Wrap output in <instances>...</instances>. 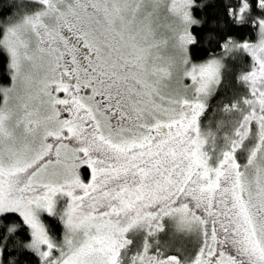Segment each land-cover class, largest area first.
Segmentation results:
<instances>
[{"label":"rangeland","instance_id":"374dc122","mask_svg":"<svg viewBox=\"0 0 264 264\" xmlns=\"http://www.w3.org/2000/svg\"><path fill=\"white\" fill-rule=\"evenodd\" d=\"M32 1L0 26L10 68L9 83L0 84V214H20L41 263L118 264L121 249L135 243L167 255L143 249L122 264H264V49L253 50L249 81L257 90L240 126L228 146L209 153L198 118L219 84L224 54L189 59L193 0ZM65 34L104 52L127 122L163 125L165 139L108 143L128 155L109 169L94 164L74 132L92 127L95 139L98 116L85 119L90 108L79 83L57 94L69 78L70 51L59 47ZM222 120L226 127L231 118ZM156 157L153 167L137 169ZM209 176L219 191L214 203ZM46 216L60 218L58 237ZM168 218L190 219L197 229L172 228ZM197 246L192 259L170 253L189 256Z\"/></svg>","mask_w":264,"mask_h":264},{"label":"trees","instance_id":"16d2710c","mask_svg":"<svg viewBox=\"0 0 264 264\" xmlns=\"http://www.w3.org/2000/svg\"><path fill=\"white\" fill-rule=\"evenodd\" d=\"M32 4H35L32 0H0V26L15 11L32 7ZM191 15L197 22L190 26L192 41L188 46L189 59L201 62L221 57L224 54V70L219 84L209 98L205 110L198 118L200 138L203 140L202 146H210L208 152L216 153L223 145L230 144L229 139L237 126H240V118L246 111V104L256 95L257 89L252 90L256 87L250 86L249 79L256 63L253 50L261 47L264 49V0H193ZM9 81L8 56L0 45V84L5 85ZM229 117L231 121L224 127L222 118ZM83 178H86L84 173ZM209 181L208 201L211 200L214 203L219 191L217 192L211 187L213 183L210 176L207 178V183ZM177 195L178 193L171 195L173 200L168 204L176 201ZM174 215L179 216V213ZM169 220L170 218L166 223L175 229H182L189 225H191L190 229H197V223L190 219L182 221L180 219L177 222L175 218L172 223ZM44 221L50 234L58 237L61 231L60 218L46 216ZM29 237V228L20 214L14 211L1 213V264H42L39 256L27 246ZM198 247H194L189 256L182 255L179 250H171L170 253H176L182 259H192L198 252ZM143 249L151 256L153 253L157 256L161 255L159 251L150 250L149 245L142 244L140 247H136L133 243L121 249L119 258L122 257L121 261H125L126 256L128 258L130 255L129 260H131L134 254L141 253ZM123 262L119 263L118 260V264Z\"/></svg>","mask_w":264,"mask_h":264},{"label":"flooded vegetation","instance_id":"af4514ba","mask_svg":"<svg viewBox=\"0 0 264 264\" xmlns=\"http://www.w3.org/2000/svg\"><path fill=\"white\" fill-rule=\"evenodd\" d=\"M60 40L62 41L59 43V47L70 51L68 59L65 61L70 68L68 70L69 78L66 80L64 88L57 90V94L60 96L66 95L68 87L79 83L80 95L87 100L90 108V113L85 115V119H88L89 116H94V118L96 115L98 116L95 127L98 130V137L92 139L90 135L92 127L87 129V126H84L81 130L74 132L85 149L92 152L91 159L95 165H102L107 169L116 167L120 164V161L116 160L121 156L128 155L127 152L121 149L122 147L113 150L108 143L120 146L137 143L145 135H154L165 139L166 127L163 125L147 127L140 121H133L131 124L127 122L126 119L129 118L122 110L123 105L113 97L115 80L112 73H110L112 67L106 60L107 57L104 52H99L97 55L85 47L80 39L74 38L70 34L60 35ZM51 49L56 52V47L52 46ZM59 66L61 70L66 68L62 60H60ZM178 142L176 140L170 150L173 148L175 151L174 148ZM110 151H113L114 157L108 155ZM157 159L160 158L156 157L147 162V165L137 167V169L153 167L157 164L154 163Z\"/></svg>","mask_w":264,"mask_h":264}]
</instances>
